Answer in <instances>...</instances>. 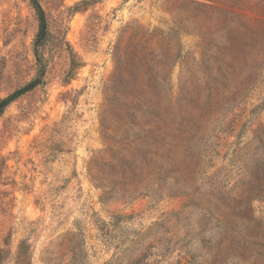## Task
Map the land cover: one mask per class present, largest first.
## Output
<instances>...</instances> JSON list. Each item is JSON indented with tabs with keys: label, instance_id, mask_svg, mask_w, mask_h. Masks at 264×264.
Listing matches in <instances>:
<instances>
[{
	"label": "rangeland",
	"instance_id": "1",
	"mask_svg": "<svg viewBox=\"0 0 264 264\" xmlns=\"http://www.w3.org/2000/svg\"><path fill=\"white\" fill-rule=\"evenodd\" d=\"M36 7L46 24L38 47ZM263 7L0 0V100L35 82L0 111V264H264ZM128 24L172 37L180 57L169 89L167 69L159 75L162 113L189 136L168 158L141 157L135 141L129 161L153 170L134 175L120 169L121 139L134 130L115 114L124 98L111 86ZM243 36L237 78L226 79L220 59ZM249 74L255 82L238 88ZM110 171L106 186L93 179Z\"/></svg>",
	"mask_w": 264,
	"mask_h": 264
},
{
	"label": "trees",
	"instance_id": "2",
	"mask_svg": "<svg viewBox=\"0 0 264 264\" xmlns=\"http://www.w3.org/2000/svg\"><path fill=\"white\" fill-rule=\"evenodd\" d=\"M201 6L205 5L201 4ZM36 10L39 17V32L36 35L35 43L38 47L44 41L46 24L42 10L38 7H36ZM263 33L264 30H262V34ZM171 38V36H167L159 29H154L152 32L147 33L139 26L128 24L122 30L115 44L113 54L115 67L111 86L113 88H119L121 97L124 98L122 102H118L119 112H115V114L120 116L118 119H120L121 122L126 121L125 118L128 116L131 119L128 126H132L134 130L133 134H130L128 128H125L127 136L121 139V146L118 151L120 155L119 163L120 166H123L120 168L121 172L124 171V164L131 170L130 173L132 175L144 169L153 170L148 164H145L144 161L141 160L142 158L129 161L132 147L136 146L134 145L135 141L140 140L143 144L144 151H142L141 157L147 154H155L158 156L161 154L163 158H168L171 148L175 147L178 141H184L189 138V136H183L188 127L186 122H177L166 117V114L162 113V98L160 96L159 87H162V84L166 83V87L169 89V70L180 57L178 50L172 52V47L170 45ZM153 43H156L158 50L161 51L159 54L155 47L151 48ZM248 45L246 37L243 36L239 38L237 47L231 46L227 48V53L230 54V58L220 59V62L225 64L226 67L224 72L226 79L229 78V75H231L229 80L237 78V76L234 75V71L241 58H244L238 56L237 53L244 50L246 51ZM256 60L263 63L264 57L256 58ZM165 69H167L166 72L163 71ZM161 72H164V83H161L159 78ZM253 81L255 82V79L252 74L244 76L238 82V88L250 85ZM34 85L35 82H31L24 88L1 99L0 111L5 105L22 93L30 90ZM140 88H144L145 91V94L142 96L137 95ZM237 92H239V90H237ZM108 100L109 102L111 101V104L113 103L111 98H108ZM111 104L109 106L110 109H112ZM133 107L135 110L131 111ZM137 113L142 115L137 117ZM170 113L171 110L168 114ZM130 135H133L132 140H129L128 136ZM158 161L159 166H157L155 173H158V170L163 168V161ZM106 165L109 164L106 163ZM112 172L113 171L108 172L106 176L93 177V179L97 180L100 185L106 186L104 179L109 182L110 180L107 179L109 175H112ZM160 176L161 174H159V178ZM255 189L258 196L264 194V187H257ZM251 191H254V189Z\"/></svg>",
	"mask_w": 264,
	"mask_h": 264
}]
</instances>
